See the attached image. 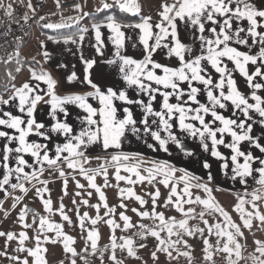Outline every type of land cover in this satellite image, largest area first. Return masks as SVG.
I'll use <instances>...</instances> for the list:
<instances>
[{
	"label": "snow or ice",
	"instance_id": "snow-or-ice-1",
	"mask_svg": "<svg viewBox=\"0 0 264 264\" xmlns=\"http://www.w3.org/2000/svg\"><path fill=\"white\" fill-rule=\"evenodd\" d=\"M113 6L118 7L121 12L131 13L137 15L140 13V7L135 0H114V4H103V9H109ZM2 7V6H0ZM31 7V4H29ZM80 9V5H75ZM162 11L159 12L160 21L152 23L151 16H144L142 21L135 25H128L140 30L139 43L143 47V58L135 59L133 57L122 55L120 49L124 47L125 34L121 31V25L115 21L113 16L107 17L106 26L114 33L112 42L116 46V59L108 60V64H117L119 62L118 71L121 78L126 84V89L115 91L113 88H108L102 91L90 79V70L93 69L96 61L84 60V82L89 84L93 92L86 95H68L60 97L55 93V81L47 73L37 74L32 70V79L35 81H44L47 84L48 91L41 94L39 91V83L33 85L25 81L20 87H14L13 93L8 99L0 98V105L8 106L14 102L15 107L21 115H13L10 111H3L0 109V126L14 130L15 134H9L6 131L0 130V138H4L8 143H5L0 149V168L3 169V177L0 179V190L5 188V185L11 183V177L15 175L16 183H12L13 189H19L22 192H27V188L22 181L32 182L37 181L43 184V189L37 187L36 193L43 201L46 211H51V199H44L43 192H47L48 188L46 180H41L45 170L44 166L54 168L59 172L61 177L66 174L61 163L67 165L69 169L78 171L88 181V187L95 189L99 194L100 201L103 202V207L107 209L104 216L109 217L115 212V208H109L104 192L95 183L98 175H102L105 180V186H108V167L112 166L115 169V179L117 182L125 181L129 185L147 182L150 185L157 183L170 188L168 198L165 200V205L173 204L174 207L180 211L185 218L179 221L175 217H165L163 212H157V198L160 196L159 188L154 192L148 193L151 197L152 210L139 211L133 208L142 218L152 219L154 222L158 221L156 228H149L147 225L141 223L139 228L144 231L141 237L151 235L155 237L159 243L157 250L167 253L170 257L172 255L170 248H175L178 244L183 243L187 246V241L182 239V235H194L196 232L203 233L202 228H190L188 220L193 218L191 214L194 209L189 207L184 209L182 204H200L206 210L219 211L224 216L228 223L222 228L221 224L209 225L208 221L204 219V211L199 213L201 220L208 226L209 234H213V229H216L215 235L218 237H226L223 247H219L220 241H217L219 251L226 253L233 252L231 245H235V252L239 258L240 245L236 241V236H242L240 227L231 222L230 217L223 209L219 208L211 198V189L207 183L197 182L191 184L192 179H198L194 176L190 177L188 172L184 169H177L168 162H151V166L142 168L143 160L140 159V154L130 155L121 151L114 152L110 160H105L97 169H86L83 165L88 162L84 149L88 146L100 143L105 151L109 149L119 150L125 138L126 131L131 128L133 133L143 131L148 134L156 144H148L149 148H157L165 152L168 151L169 142L175 144L187 156L194 155L193 152L188 151L185 145L180 141L174 128H178L181 133L193 139L199 138L200 147L205 152H210V155L217 160L223 161L220 165L222 169L229 168V160L231 162V171L233 173L232 179H239L241 183H246V178L252 176L253 173L259 174L257 183L260 188L252 193L251 201L254 212L245 213L241 208V204L245 201L241 200V204L236 205V210L241 212V219L245 227L251 226V218L255 216L260 221L264 222V215L258 211L257 201L264 199V159L254 156L252 152H245L241 150V145L247 142L250 146L258 149L260 153L264 154V135L255 137L253 135V113L258 114V123L261 125V130L264 132V97L257 94V90L264 89V83L255 82V78L259 77L264 80V6H258L253 0H171V3L165 2L161 5ZM101 9H98V11ZM5 12L7 15L12 14V5L8 4ZM89 15V13H84ZM27 19V17H25ZM43 19V17H41ZM247 22L246 25L244 22ZM181 25L184 32L191 33V41L185 42L181 38ZM48 29H60L67 25L65 24H44ZM95 36L97 40V52L101 51V33L100 24H93ZM81 33L87 29H81ZM80 40L84 39L83 34L80 35ZM51 39V37H50ZM72 40V37H66L65 42ZM75 42V41H73ZM242 45L251 48L253 45L259 46L257 54H250L246 51H241L237 46ZM135 47V45H133ZM166 50V58L175 57L178 61V66L172 67L167 64L157 62L154 59L155 54L159 50ZM11 59V57L9 58ZM83 59V57H82ZM225 60L230 61L233 69H229ZM251 64L254 70L250 73L248 65ZM209 67L218 74V78H214L209 71ZM19 71V69H17ZM238 71L239 74L245 78L248 87L252 89L251 100L244 95L237 87L236 80L233 77V72ZM11 76V74H9ZM76 79L75 73L68 77L71 82ZM186 85L187 87H184ZM128 89L133 90L139 99L130 98ZM203 93L206 96V102H201L199 96ZM94 97L98 99L100 107L94 108L88 103L87 97ZM45 97H48L47 99ZM142 97H147V100ZM160 98L159 109L154 107V102ZM175 100L173 103L172 100ZM119 100L125 105H136L142 110V119L137 121L134 118L131 107L123 108V117L118 116V109L114 101ZM50 105L48 115L52 118L54 123H51L47 131L46 125L36 119L35 113L39 105ZM73 104L82 109L86 115L77 117L81 120L80 131L77 133L72 124L66 119L71 114L66 105ZM231 106V115L226 116L223 111L229 109ZM57 111L62 113L65 119L61 120L57 116ZM98 117V119H97ZM141 126V127H138ZM155 126V130H153ZM166 135H162L161 133ZM53 134L56 136H63L64 142L57 143L54 146V154L50 155L52 151L51 142ZM35 135L47 140L48 143H40L37 141H30L29 137ZM225 136L231 138L230 142L225 141ZM210 142V143H209ZM15 144V147H11ZM223 145L229 149L231 155L225 157L218 146ZM32 157V161L25 159V156ZM13 160L15 166L13 167ZM136 160V163H129V161ZM258 163L260 166L254 168L253 164ZM202 167L208 169L209 173L207 180L211 182L213 176L211 175V164L208 160L202 162ZM31 171H25V169ZM129 175H121V171ZM177 171L182 172L179 177L175 176ZM134 177V178H133ZM183 183L184 187L178 189L177 184ZM65 195H67V180H64ZM78 189H83L84 185L77 181ZM118 186V185H117ZM192 187L202 188L209 194L208 199H201L200 196L192 197L190 189ZM134 197L140 205H145L147 202L137 195L132 187L120 189V195L123 197ZM77 196L81 193L77 192ZM92 195L91 192L88 193ZM187 199H184V197ZM175 197V201H173ZM16 201L21 199L15 198ZM76 204L75 199L72 201ZM81 203L87 205V200H82ZM15 207V203L13 204ZM97 209L99 213L100 205H91ZM121 208H127V205L121 202ZM27 206L21 210L19 219L24 221L27 213ZM62 219L71 223L69 217L64 214V205L60 204L58 209ZM80 227L83 229L85 221L89 219L88 213L79 214L77 209ZM120 220L123 221V228L129 229L134 225L130 222V217L125 215L123 211L119 213ZM35 221V217L33 218ZM102 218L99 214L90 219L93 228L88 230L87 239L91 241L92 248H96V241L99 237L98 231L95 229L97 222ZM109 227L115 229L120 225L114 219H107L104 221ZM45 225L48 230L55 229L57 236L63 235L60 231L61 225L52 224L46 218L40 217L39 233L45 231ZM25 228L31 227L27 223L23 225ZM232 229V230H229ZM167 233V239L161 237V233ZM21 244L27 238L25 232H21ZM0 236H6L8 240L14 239L12 232H0ZM176 236V240L171 237ZM35 249L19 248L18 251H28L29 255L35 257L34 264H45L41 253L46 252L47 249L41 247V237L38 234L36 237ZM71 237H64L65 250L74 253L72 248L68 247L67 241H71ZM112 248L120 247L127 248L129 255H135L133 251V240L127 237H120L123 243L117 245L116 237L112 236ZM44 240H48L45 235ZM258 247L256 251L260 254L253 257L256 264H264V243L256 242ZM204 244L209 246L207 239ZM143 247L144 245H140ZM208 252V247L205 248ZM181 255H189L187 252L179 253ZM155 259L156 253H152ZM115 260V256L111 257ZM206 259H211L210 255H206ZM12 259H18L13 257ZM22 264H28L27 259L22 261ZM75 264V262H73ZM119 264V262H118ZM230 264L232 262L230 261Z\"/></svg>",
	"mask_w": 264,
	"mask_h": 264
},
{
	"label": "crops",
	"instance_id": "crops-1",
	"mask_svg": "<svg viewBox=\"0 0 264 264\" xmlns=\"http://www.w3.org/2000/svg\"><path fill=\"white\" fill-rule=\"evenodd\" d=\"M30 1L31 0H2V3L4 4L5 7H7L8 4H11L13 7L15 4H18V3L29 4ZM135 2L140 7V13L137 14V16H140L141 18H143L144 16H151L152 23L155 24L160 21L159 12L162 11L161 5L165 2L171 3V0H135ZM253 2L257 4L258 6H264V0H253ZM104 3L113 5L114 0H78L80 9H77L75 7L69 10H65L62 13H60L58 18L48 22V24H65L67 26H72L70 25L71 21H76L78 17H85L86 19L85 25L80 26V27H83V29H87V31L84 33H79V34L68 36V37H72V40L68 41L67 43L65 42L66 37L50 39L49 37H46L39 32L40 27L35 26L30 32L27 43L24 45V47L21 50L20 56L22 59H27L26 56L35 55L34 60L38 61L42 69L45 71V73L50 75V77L56 82L54 90H55V93L60 97L73 95V94L86 95L87 93L94 91L89 84L84 82V75H85L84 60L96 61L95 65L93 66V69L90 70V79L92 80L93 83H95L98 87H100L102 91L106 92L108 88H113L117 92L122 89H126V84L121 78V75L118 71L119 62H117V64L106 63V61L108 60L116 59L115 53L117 49H116V46L112 42V37L114 36V33L106 26L107 21L95 23V24L101 25L100 33H101L102 47H101V51L98 53L96 50L98 42L96 40L95 30L92 27L93 24H88L87 15H84V13L90 14V13L98 12V9L103 10L102 6ZM138 23H132V24L119 23V24L122 26L121 31L124 32L125 34L124 47L120 49L121 54L130 56V57H133L139 60L143 58V55H142L143 47L139 43L140 30L134 27H128V25H135ZM246 23L247 22L245 21L244 24L246 25ZM181 29H182L181 38L185 40V42H190L191 33L184 32L182 25H181ZM81 34H83L84 36V39L82 41L79 38ZM133 45H135V47H133ZM233 46H237V45H233ZM237 47L241 51H246V52H249L250 54H257L259 51V46L257 45H253L251 48H247L242 45H239ZM165 52L166 50H163V49L159 50L158 53L155 54L154 59L157 62L167 64L172 67L178 66V61L176 60V58L175 57L171 59L166 58ZM27 53H29V55H27ZM225 62L228 64V67L230 70L234 68V65L230 61L225 60ZM254 67L255 66L251 64L248 65V69L250 73L254 70ZM27 68L29 67L22 66L19 69V72L15 78V82L18 83L16 87H20L25 81H28L30 84H33V85L39 83L40 93L41 94L46 93L48 91L47 84L44 81H35L34 79H32L33 69L31 68L32 70L29 71L27 70ZM209 71L212 73L214 78H218V74H216L214 70H212L210 67H209ZM73 73H75L76 79L70 82L68 80V77L72 75ZM233 77L236 80L238 89L249 98L250 103H253L254 101L251 100L252 89L248 87V84L245 78L242 77L238 71L233 72ZM255 82L264 83V80H261L259 77H257L255 78ZM184 87H187V86L184 85ZM13 91H14V88L6 94L5 99H8V97L13 93ZM127 91H128V95L130 98H135V99L141 98V97H137L136 93L133 90L128 89ZM257 94L260 95L261 97H264V89L257 90ZM45 98L47 99L48 97H45ZM142 98L147 100V97H142ZM87 99H88V103H90L94 108L98 109L100 107L98 99L91 97V96L87 97ZM159 99L160 98L158 97L157 102H154V107L157 108V110L159 109V103H158ZM199 99L201 100V102H206V96L203 93H201V95L199 96ZM17 102H14L8 106L0 105V109H2L3 111H10L12 112L13 115H21V113H19L18 109L15 107V103ZM172 102L174 103L175 100L173 99ZM114 103L118 109V116L120 118L123 117V108L131 107L133 114H134V118L137 119V121L142 119V110L138 106L125 105L123 102L119 100L114 101ZM66 107L69 113L71 114L66 119L68 120L70 124L73 125L75 132L78 133L81 127V120L78 119L77 117L78 116L83 117L86 115V113L82 109H80L79 107L73 104H67ZM230 108L231 106H229V109H224L221 111H223V113L226 116H230L232 114ZM49 111H50V105L41 104L38 106V109L35 113L36 119L39 122L45 123L46 125L45 131H47V128L51 123L55 122L48 115ZM252 115H253V120L250 122L253 123V135L255 137H260L264 135V132H262L261 125L258 123L259 116L256 113H253ZM57 116L61 120L65 119L63 114L59 113V111H57ZM138 127H141V126L138 125ZM0 130L6 131L9 134H15L14 130L4 128L3 126H0ZM153 130H155V126H153ZM174 131L176 132V134L178 135V138L185 145V148L188 151H191V152L202 151V154L199 155L198 157L193 156V155L187 156L185 155L184 152H182L179 148H177L175 144L171 142H169L168 144L167 152L163 150H159L158 147L155 149L149 148L147 146L148 144L155 145L156 142L153 141L151 137L148 134L144 133L142 130L139 131L138 133H133L131 131V128H129L126 131L125 138L119 150L109 149L105 151L102 147V144L97 143V144L88 146L86 149H84V151L90 155L95 154L99 151L105 152L108 154H113L116 151H121L123 153H132V154L138 153L140 154V157H147L156 162L166 161L169 164L175 166L176 168L184 169L187 172L189 171L188 168L192 160L198 161L200 163H202L205 159L208 161H212V160L217 161L216 158L210 155V152L209 154H207L203 150V148L200 147V140L198 137L193 139L192 137L187 136V134L181 133L178 128H174ZM161 134L166 135L163 132ZM29 140L37 141L40 143H48L47 140H44L42 137H37L35 135H31L29 137ZM230 141H231V138H230ZM63 142H64V137L62 135L56 136L55 134H53V140L51 142L52 151L50 152V155L54 154L55 144L63 143ZM261 142L264 143V140H262ZM5 143H8V142L4 138H0V149H2ZM10 146L15 147V144H11ZM218 148H219V151L227 149L223 145L218 146ZM241 150L245 152L250 151L253 153L254 156L264 159V154L260 153L258 149L250 146L247 142L242 143ZM229 154L231 155L230 150H229ZM25 159L31 162L33 158L26 155ZM12 166L13 167L15 166L14 160H13ZM259 166L260 165L258 163L253 164L254 168H258ZM46 167L47 165L44 166V168ZM25 171L30 172L31 169L26 168ZM208 173L209 172H207V174ZM2 177H3V169L0 168V179H2ZM10 179H11V183L8 185H5V188L3 190H0V207L2 203L4 202V200L8 198L10 193H12L13 188L11 187V184L17 182L15 175H13ZM258 179H259V174L253 173L252 176H249L246 178V183H241L240 180H238V183H241L239 187L242 188V186H247V188H249L250 186H254V187L259 186V184L257 183ZM22 182L24 183L25 181H22ZM158 198H163V197L159 196ZM175 199L176 198L173 197V201H175ZM184 199H187V197L185 196ZM164 205H165L164 202H162L161 204L157 203L156 208L159 209V212L160 210H165V212L163 211L161 212H163L164 215H168L169 217H175L177 221L185 218V216L182 213H180V211H178L174 207L173 204H169L166 206ZM185 205H190V204H187V203L182 204V206H185ZM201 207L198 206L197 208H194L195 213H194L193 219L188 220V226L190 228L198 227L204 230L206 229V226L201 222V218L199 215L200 211L204 209V206H201ZM254 211L255 210L253 208L251 209L248 208L244 210L245 213L254 212ZM258 211L261 215H264V206L262 205L261 208H258ZM253 217H254V220L251 221L250 227H245L242 224L239 225L240 231L243 233V235L236 236V241L237 243H239L240 248H242L241 247L242 239L245 241V243H248L250 244V246L253 247L252 249L248 250V252L246 253L247 256L242 257V259H241V256L237 258V255L235 252V245H231V247L233 248V252L231 253V255H229V253L217 250L218 248L214 249L212 247L208 249V252L206 253L205 248L208 246L204 244V240L207 239L206 234L204 232L203 233L196 232L192 236L183 234L182 239L184 241H187V246H185V244L183 243H180L175 248H170L169 251H171L172 253L171 257L165 252H161L158 250H156L157 251L156 252L155 249L152 250V253L155 252L156 255L160 257L159 260L165 261L166 264H230V261L232 262V264H241V262H244V264H256V261H254L253 257H257L260 255L256 251L258 247L256 242L260 241L261 243H264V222L260 221L255 216ZM253 224H257L260 226L258 228L257 233L253 231V228H252ZM157 225H152L150 228H156L157 230H159L157 228ZM215 231L217 230L215 229ZM215 231H213V233ZM211 235L214 236L213 234ZM161 237L167 239V233L166 232L161 233ZM171 239L176 240L177 237L173 236L171 237ZM150 241H151L150 242L151 245H153L154 247L157 246L155 245V241H158V240L155 237H152L150 235ZM222 247L223 245L221 246V248ZM184 252H187L189 255L185 256V255L179 254V253H184ZM239 254H240V249H239ZM206 255H210L211 259L210 260L206 259L205 258Z\"/></svg>",
	"mask_w": 264,
	"mask_h": 264
},
{
	"label": "rangeland",
	"instance_id": "rangeland-1",
	"mask_svg": "<svg viewBox=\"0 0 264 264\" xmlns=\"http://www.w3.org/2000/svg\"><path fill=\"white\" fill-rule=\"evenodd\" d=\"M60 11L56 13V18L62 13ZM86 19L85 17H78L76 21H71L70 25L72 26H83L85 25ZM29 55V53H27ZM21 57V56H20ZM27 59H35V55L26 56ZM27 70H32L31 67L27 68ZM225 141L230 142V137L225 136ZM225 157H229V150L224 149L220 151ZM194 155L198 157L202 154V151L193 152ZM209 154V152H206ZM130 155H134L132 153H127ZM86 157L88 158V162L83 166L86 169H97L101 164L105 162V160H110L112 154H108L105 152H97L95 154H88L85 152ZM93 156V157H92ZM143 160L142 168L151 166V160L147 157H139ZM211 164V175L213 176V180L209 182L207 180V172L208 169H204L202 167V163L192 160L191 164L188 168V174L190 177L194 176L198 179H192L191 184L207 183L209 188L211 189V198L213 202L219 206V208L223 209L224 212L228 214L232 223L243 224V220L241 219V213L236 210V205L241 204V200L245 201V203L241 204V208L251 209L252 204L248 203L252 199V193L257 191L256 189L260 188L259 186H242L239 187L241 183H238V180L232 179V171H231V162L229 160V168L222 169L220 165L223 163L221 160H212L208 161ZM129 163H136V160L129 161ZM60 167L63 168L65 172V176L61 177L59 172L54 168H45L43 175L40 177L41 180L48 181L47 183V192L42 191V195L44 199H51V211H46L43 205V201L39 195L36 193V188L39 187L43 189L45 186L37 181L32 182H24L25 188H27V192H22L19 189H13L12 193L4 200L0 207V232L8 233L12 232L14 234V239L8 240L6 236H0V264H22V261L27 259L28 264H34L35 257L29 255L28 251H18L19 248L23 247L24 249H35L36 248V239L35 237L39 234L41 237V247L47 249L46 252H42L41 256L45 261V264H166L165 261H160V257L156 255L155 259L152 256V250H157V246H153L150 244V235L141 237L140 233L144 230L139 228V224L143 223L147 225L149 228L152 225H157L158 221H153L149 218H142L137 215L136 212H133L132 209L136 208L139 211H148L152 210L151 197L148 193L154 192L156 188L160 190V197L157 198V203H165V200L168 198V194L170 188H166L162 184L150 185L147 182L141 184L137 183L135 185H129L125 181L117 182L115 179V169L112 166L108 167V186H105V180L102 175H98L95 179V183L97 186L101 188L104 192L106 202L109 208L114 207L115 212L109 216L105 217L104 213L107 211L103 207V202L100 201L99 194L95 191V189L88 187V181L79 174L78 171H74L69 169L66 164L61 163ZM179 169V168H177ZM121 175H129L128 173L121 171ZM182 175V172L177 171L175 173L176 177ZM134 178V177H133ZM67 180V195H65V185L64 180ZM77 181L80 184L84 185L83 189H78L76 186ZM118 185V186H117ZM245 185V184H244ZM128 187H132L133 191L140 195L147 203L145 205H140L138 201L135 200L134 197H121L120 189H126ZM178 189H182L184 184L178 183ZM239 187V188H237ZM192 193V197L200 196L201 199H208L209 194L206 193L202 188L192 187L190 189ZM80 192L81 195L77 196L76 193ZM91 192L92 195L89 196L88 193ZM248 193V194H247ZM264 193H261L263 195ZM250 197H249V196ZM20 197L19 201H16L15 198ZM75 199L76 204H73L72 201ZM82 200H87L88 204L85 205L81 203ZM123 202L127 205V208H121L120 204ZM15 203V207L13 204ZM64 205V214H66L71 223L62 219L60 212L58 211L60 204ZM257 207L261 208L264 206V199H261L256 202ZM99 204V213H97V209L91 207V205ZM27 206V213L25 215L24 221L21 222L19 219L21 210ZM166 206V205H164ZM198 206H203L200 204H190L185 205L183 208L192 207L197 208ZM202 208V207H201ZM77 209L79 210V214L83 215L84 212L88 213L89 219L85 221V226L82 229L80 227V221L77 215ZM123 211L125 215L130 217V222L134 225L129 229L123 228V221L120 220L119 213ZM156 211L159 212V209L156 208ZM165 210H160V212ZM201 211H204V219L208 221L209 225H215L217 223L222 225V228L228 223L225 221V218L219 211L214 210H206L205 208ZM200 211V212H201ZM168 213V212H167ZM181 213V212H180ZM193 212L191 216H194ZM102 218L97 222L95 229L99 233V237L96 241V248H92L91 241L87 239L88 230L93 228V225L90 223V219L95 218L97 215ZM35 217V221L34 218ZM40 217L46 218L52 224L61 225L60 231L63 235L57 236V231L55 229L48 230L47 225H45V231L43 233H39V221ZM165 217H169L165 215ZM107 219H114L117 224L120 225L119 228H111L106 223H104ZM191 220L193 218H190ZM254 220V217L251 218V221ZM203 223V221L201 220ZM27 223L31 225L29 228H25L23 225ZM204 224V223H203ZM205 225V224H204ZM203 225V226H204ZM202 226V227H203ZM203 231L206 234L207 240L209 242L208 249L211 247L214 249L218 248L217 241L219 240V247L223 245L226 240V237H218L213 233L214 236L209 234L208 226ZM260 226L257 224H253L252 228L255 233L258 232V228ZM232 230V229H229ZM215 231V229H213ZM234 231V230H232ZM25 232L27 238L23 240L21 244L20 233ZM48 237V240H44V236ZM115 236L117 245L123 243L120 237H127L133 240V251L135 255H129L127 248L121 249L120 247L112 248V236ZM71 237V241H67L68 247L74 250L73 252L65 250L64 237ZM243 241V242H242ZM240 254L239 256L246 257V253L248 250L253 247L250 244L245 243L242 239ZM158 241H155V245H158ZM140 245H144L141 247ZM157 252V251H156ZM115 256V260L111 257ZM13 257H17L18 259H12ZM246 259V258H245ZM241 261V260H240ZM244 264V262H241Z\"/></svg>",
	"mask_w": 264,
	"mask_h": 264
},
{
	"label": "built area",
	"instance_id": "built-area-1",
	"mask_svg": "<svg viewBox=\"0 0 264 264\" xmlns=\"http://www.w3.org/2000/svg\"><path fill=\"white\" fill-rule=\"evenodd\" d=\"M29 4H15L9 16L0 0V63H15L32 29L44 27L60 11L75 8L78 0H31Z\"/></svg>",
	"mask_w": 264,
	"mask_h": 264
},
{
	"label": "trees",
	"instance_id": "trees-1",
	"mask_svg": "<svg viewBox=\"0 0 264 264\" xmlns=\"http://www.w3.org/2000/svg\"><path fill=\"white\" fill-rule=\"evenodd\" d=\"M108 16H113L116 22L123 24H132L142 21L140 16L121 12L119 8L112 7L95 13H90L87 15V22L88 24H95L107 21ZM81 29H83V27L66 26L60 29L40 27L39 32L49 38H62L79 34L81 33ZM22 66L31 67L37 74L45 73L40 63L34 59H22L19 57L15 63H0V98L5 99L6 94L14 88L13 86L16 87L18 85V83L15 82V78L19 72L17 69H20ZM9 74H11V76Z\"/></svg>",
	"mask_w": 264,
	"mask_h": 264
}]
</instances>
